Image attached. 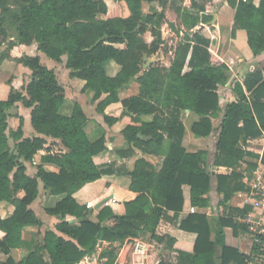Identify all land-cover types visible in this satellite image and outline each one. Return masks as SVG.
Masks as SVG:
<instances>
[{"label":"trees","instance_id":"obj_1","mask_svg":"<svg viewBox=\"0 0 264 264\" xmlns=\"http://www.w3.org/2000/svg\"><path fill=\"white\" fill-rule=\"evenodd\" d=\"M120 1L126 5L127 16L120 14L118 3L109 6L104 0H0V47L6 45L0 50V64L11 58L13 47L32 43L56 62L66 56L69 77L84 82L82 92L91 94L90 100L96 102L95 109L103 114L108 126L118 118L104 114V110L117 102L122 105V113L135 123L122 129L127 146L116 149L114 154L131 158L138 149L150 156L164 155L158 171L144 157L137 158L130 171L115 163L106 167L95 164L94 156L106 150L105 137L89 139L84 129L88 118L78 103L70 115L62 114L64 87L39 56L16 58L31 71V76L24 91L15 89L10 81L0 84V203L13 208L8 216L0 217V252L7 256L0 264H77L94 251L99 241L124 242L142 234L172 247L173 240L156 235L155 229L168 211L177 214L182 209L183 185L189 186L191 205L200 209L208 205L213 178L223 202L245 189L238 168L244 161L249 169L254 168L255 163L246 158L256 155L242 145L264 137V64L247 72L242 83L233 85L236 100L222 108L218 87L226 83L228 67L210 50L212 38L208 30L215 21L214 15L206 12L205 2L212 0H190V8L175 6L183 36L168 66L152 64L146 69L143 57L159 50L165 10L176 4H172L173 0ZM225 1L234 9L231 34L244 30L252 54L260 55L264 51V0ZM144 4L149 6L146 13ZM110 62L119 66L114 75L107 72ZM130 89L135 93L128 94ZM18 102L31 108L34 131L59 139L64 148L43 155L34 173L24 163L34 160L37 152L45 148L46 140L40 136L23 137V118L9 113ZM184 111L198 116L190 128L198 138L212 133L211 118L222 112L210 161L207 150L190 152L183 146ZM10 116L18 119L14 129L8 128ZM143 116L151 118L144 120ZM10 138L13 147L9 145ZM46 165L55 170L46 169ZM219 166L232 171H212V167ZM122 174L130 177L129 190L137 193L133 200L125 202L123 215L104 206L93 216L90 208L73 196L102 176ZM39 181L47 195L62 196L44 207L48 215L57 219L56 231L47 230L39 244L14 259L10 253L22 245L24 229L41 225L29 207L38 195ZM221 221L215 230L202 214H190L182 221L179 227L196 233L197 238L193 253L178 252L176 264H252L254 258L226 246L223 240L224 225H231L236 235L248 231L247 226ZM252 251L255 257L254 244ZM156 264L173 263L161 259Z\"/></svg>","mask_w":264,"mask_h":264},{"label":"crops","instance_id":"obj_2","mask_svg":"<svg viewBox=\"0 0 264 264\" xmlns=\"http://www.w3.org/2000/svg\"><path fill=\"white\" fill-rule=\"evenodd\" d=\"M187 1L190 4V0ZM210 3L214 5H205L206 12L214 15L215 21L214 27L208 30V34L212 38L210 50L228 67V70L226 72L228 79L226 83L218 87L220 105L223 108L227 103L236 100V97L233 93V85L236 82L242 83L244 76L247 72L254 69V67L256 66H261L264 64V51L258 56H254L252 54L247 44V36L244 30L237 29L234 35L231 34L233 26L234 9L230 7L225 0H212L210 1ZM217 3L219 5H216ZM119 6L122 10L120 4ZM187 8H190V5ZM204 32H206V29ZM23 55L39 56L43 64L44 56L46 57L44 53L38 50L36 43H32L30 45H17L13 47V49L10 51L11 58L3 60L0 64V71L10 75L7 76L6 74L3 78H0V83L6 84L8 83V81H10V84L15 89L23 90V88H25V86L30 80L31 71L27 67H24L22 64L15 61L16 58H19ZM65 63L66 56H62L60 62H56L54 60L47 61V67L54 71L58 81L64 87L65 90L66 102H68V104L61 110L62 114L70 115L74 104L78 103L82 107L83 111L85 112L88 118L84 129L86 134L90 135L91 138L89 139L93 141L102 135L105 137L106 150L94 156L93 160L95 164L99 165L100 167H106L111 163H115L119 167L123 166L126 170L130 171L133 168L135 160L139 157H144L149 162H151L154 165L155 169L158 171L162 165V160L164 158L163 154L160 156H150L142 153L138 149L135 150L136 155L131 158H119L114 154V151L116 149L125 148L127 146L126 142L122 137L121 131L127 125L135 124L132 121V117L129 115H124L122 113L123 108L121 103H112L105 108L104 114L118 118V121L115 122L113 125L108 126L103 120V114L98 113L96 111V102H90L88 94L82 92V87L84 84L83 81H75L72 87L68 88L66 82L60 79V76H65L69 80V69L66 68ZM110 64L111 66H113L114 69V72H111L110 75H114L118 71L119 66L113 62H110ZM77 86H80L78 90ZM70 102H73L74 104L71 105ZM13 108H15V113H17L23 118L22 130L24 138L40 136L46 140L45 148L43 150L38 151L34 159L38 160L43 155L49 152L58 153L64 151V148L61 145L59 139L46 137L37 134L34 131L30 122L31 108L23 106V104L20 102L16 103ZM221 116L222 112H220L218 117L211 118V123L214 130L209 136L198 138L193 136L190 131L192 123L198 120V116L192 114L189 111H184L182 114V123L185 127V134L183 136L182 144L186 148V150L190 152H194L200 149L207 150L209 153L210 161L215 151V139L218 134V126L221 121ZM150 118V116L142 117V119L144 120H149ZM7 121L9 129H14L18 125V119L14 116H10ZM10 140L12 141L11 138L9 139V141ZM259 140L261 148H259L258 150L253 149L250 146L251 144L257 142V139L248 140L245 145H242V147L246 151L252 152L256 155V157L254 158H246V160L255 163V167L249 169L247 161L241 163L238 170L242 173V182L245 185V189L234 192V194L227 202H223L221 195L217 192L214 178L212 179L211 188L207 195L208 205L201 209L191 205L189 186H182V209L177 214H175L173 211H168L165 216L159 220L158 225L155 229L156 235H166L173 240L172 247H169L166 241L157 242L151 239L148 234L141 235L147 237L146 241H149L152 244V248L150 249L148 256L149 264H156L161 259H166L169 262L176 264L179 261L178 252H185L190 254L193 253L197 234L194 232L182 230L179 227L180 223L186 220L190 214L205 215L206 218L210 221L211 227L212 229L214 228V230L217 229L219 223L222 222L221 219L227 221L231 220L238 224L245 225L248 229V222L252 220L254 216H258V211L252 208V206L249 204V200L252 191L251 184L254 179V172L258 168L259 164L264 165V137L259 138ZM50 144L58 145L59 150L53 151L49 149ZM166 146L167 143H165L163 149L164 153ZM45 151L46 153H44ZM29 163L30 162L24 163L27 170L31 173L36 172V168L34 166L32 168L28 167ZM39 163L40 162H38L37 164ZM45 168L48 170H55V168L51 165H46ZM212 171L217 174H229L232 169L219 166L216 168L212 167ZM129 184L130 177L127 175H105L94 182L85 184L81 189L75 192L73 196L81 204L86 205L87 202H91L93 204V208H90V210L92 211L93 216H96L99 210L104 206H109L114 212V214L120 216L125 213V202L133 200L137 196V193L129 190ZM61 197L62 196H56L55 202ZM41 198L42 203H48V201H51L52 199L51 196L47 195L45 189L43 188V183L39 181L38 195L29 207L40 219L41 225L27 226L24 229L22 245L19 248L14 249L17 252V257L14 258V256L11 255L12 253H10V255L14 259H18L21 255L25 254L28 250H30L27 247L22 248V246H27V243L25 241H27L33 233V236H37L42 233L43 237L44 233L47 230L56 231L55 224L57 223V219L53 216L48 215L44 211V208H42L41 211H37L34 207L41 201ZM101 201H103V203L100 205V207L94 209V206ZM190 207H194L195 210L191 212ZM12 209L13 208L11 205L1 202L0 217L8 216L12 212ZM244 210L246 211L244 212ZM222 231L223 240L226 246L237 249L240 253L250 256L252 259L254 258L252 261L255 260L252 251V233L249 229L246 232L240 231L236 235L233 232L232 226L226 224L223 226ZM2 236L3 233L0 231V238ZM141 236L135 238L144 239ZM211 238H214V232H212ZM130 239H126L125 241H129ZM124 242L99 241L94 251L86 255L81 261L86 258H90L101 260L104 264H112L113 260L117 256V252L115 256L110 261H108V251L114 246H116L115 248H117V251H119L120 245H122ZM217 250L220 251V248L218 247ZM0 254L3 255L0 260H5L7 258V256L3 253L0 252ZM77 264H79V262Z\"/></svg>","mask_w":264,"mask_h":264},{"label":"rangeland","instance_id":"obj_3","mask_svg":"<svg viewBox=\"0 0 264 264\" xmlns=\"http://www.w3.org/2000/svg\"><path fill=\"white\" fill-rule=\"evenodd\" d=\"M38 1L40 2L42 0H38ZM104 1L109 6H113L115 3H119L121 5V8H122V10L120 11V14L122 16L127 15L128 11H127L126 5L124 4L123 1H120V0H104ZM174 3L176 5H168L166 10H165L166 20L161 26L162 43L160 44L159 50L153 56L147 57V60L150 61L148 66L152 65V64H158L160 66H165V67L168 66L170 61H171V59H172V57H173V52H174V48H175V46L177 44V41L183 36V30H182V28L179 25V20H178V18L176 16V12H175L174 8L177 5H181L182 7H186L187 8V7H189L190 4H189V2L187 0H173L172 4H174ZM210 4H212V3L205 2V5H210ZM212 5H214V4H212ZM216 5H219V4L217 3ZM142 8H143V11L146 13V12H148L149 6L147 4H144ZM149 37L150 36L148 34H146V39H149ZM5 47H6L5 44L2 45L0 47V50H3ZM147 60H144V64L148 63ZM47 61H52V60L44 56V64H46V66H48ZM107 70H108V74H110L111 72H114L113 66H111L110 63L107 65ZM6 74L7 73H4V72L0 71V78H3ZM9 75L10 74H7V76H9ZM68 78H69V80L65 76H60V79L66 82V84L68 85V88L69 87L71 88L73 83L76 80L71 79L69 76H68ZM0 84H3V83H0ZM79 87L80 86H77V90L79 89ZM127 93L128 94L135 93V90L134 89H130V90H128ZM90 97H91V94H88L89 101L92 102L90 100ZM67 104H68V102H65L64 107ZM73 104L74 103L72 102L71 105H73ZM9 113L11 115L16 114L15 113V108L10 109ZM88 137L91 138L90 135H88ZM252 140H254V139H252ZM9 145H10V147H13V142L11 140L9 141ZM49 146H50L49 149H51L53 151H58L59 150L58 145L50 144ZM250 146L253 149H257V150L259 148H261V144H260L259 138L257 139V142L251 144ZM44 153H46V151ZM38 162H40V159H38V160L34 159L31 163H29L28 167H30V168H32L33 166L35 167ZM51 197H52V199H51V201H48V203H46V202L42 203V198H41V201L34 206L35 209L37 211H41V209L44 208L45 206L53 205L55 203L56 196H51ZM253 219L254 220L257 219V216H254ZM33 234L27 241H25L27 243V246H22V248H26L27 247L28 249H33L36 244H39L41 242L42 233H40L37 236H33ZM141 237L144 238L145 240L147 239V237H145V236H141ZM115 247L116 246H114L113 248H111L108 251V254H109V258H108L109 260L108 261H110L115 256V254L117 252V248H115ZM11 253H12L11 255L14 256V258L17 257L16 250L12 251ZM2 257H3V255L0 254V258H2Z\"/></svg>","mask_w":264,"mask_h":264},{"label":"built area","instance_id":"obj_4","mask_svg":"<svg viewBox=\"0 0 264 264\" xmlns=\"http://www.w3.org/2000/svg\"><path fill=\"white\" fill-rule=\"evenodd\" d=\"M251 187L249 204L258 211L257 219L248 222V229L252 233V242L257 248L255 260L252 264H264V165L259 164L254 172ZM86 206L87 208H93L91 202H87ZM194 210V207H190L191 212ZM151 248L152 244L141 238L125 241L120 245L112 264H149L148 256ZM79 264L104 263L98 259L86 258L81 262L79 261Z\"/></svg>","mask_w":264,"mask_h":264},{"label":"water","instance_id":"obj_5","mask_svg":"<svg viewBox=\"0 0 264 264\" xmlns=\"http://www.w3.org/2000/svg\"><path fill=\"white\" fill-rule=\"evenodd\" d=\"M143 59L144 60H147V56L146 55H144V57H143ZM148 61V63L147 64H143L142 66H143V69H146L147 67H148V64L150 63V61L149 60H147ZM103 203V201H101V202H99V203H97L95 206H94V209H97V208H99L100 207V205Z\"/></svg>","mask_w":264,"mask_h":264}]
</instances>
